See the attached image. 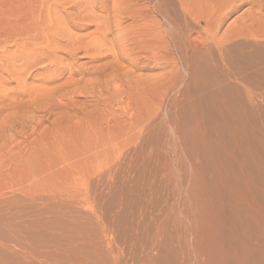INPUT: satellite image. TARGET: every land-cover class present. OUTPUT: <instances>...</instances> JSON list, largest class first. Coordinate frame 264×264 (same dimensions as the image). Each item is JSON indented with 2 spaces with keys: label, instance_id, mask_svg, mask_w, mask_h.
Returning <instances> with one entry per match:
<instances>
[{
  "label": "rangeland",
  "instance_id": "374dc122",
  "mask_svg": "<svg viewBox=\"0 0 264 264\" xmlns=\"http://www.w3.org/2000/svg\"><path fill=\"white\" fill-rule=\"evenodd\" d=\"M26 1H22V4L25 3L23 8L26 10H24L18 6L21 5L18 4L21 3L20 0H0V43L2 41L0 44V61L2 60V62H0V72H2L0 75V248L4 247L0 249V257L5 264H139L142 254L145 251V247L143 246L147 244V237H145V235L147 236L146 232L143 231L140 233L141 231H138L136 227L139 223L143 225L142 220H140L142 219L141 214L143 212V207L141 208V206H146L147 204L149 206V204L153 205L154 203H158L161 206L163 202V206L161 207L167 208L169 203L177 202V199L181 200L183 196L185 197V194H183L184 190L181 189L179 185H176L177 181L175 182L176 184L173 182V180H175L174 177H172V179L167 176V180L170 179V182H167L169 188L167 187L166 179H164L166 174L171 170L169 174H172L174 171L172 175H177L178 177L176 168L171 167L170 170L168 164L171 161L170 157H174L175 137L169 129L165 128L163 139L165 138L164 140H166L168 138L166 136H169V143L172 141L171 138H174V143H170L172 149L171 147H163L160 152V154L163 153L162 155H165L166 152H168V155L171 153L170 157L168 155L159 157L158 150L152 147L153 144L150 146V143L148 145L145 144V134L142 135L138 128H136L140 124L139 120L141 119V123L148 118L150 120L155 118L159 120V116L163 118L162 121L160 118L161 122H168L169 118L167 114H169L172 105L171 102H174L173 99L175 97H178V102L179 100L181 101L179 103L184 102L181 100V97L191 81L192 66L196 64V61H199L196 60V56L200 54L204 55L205 53H207V55L205 54L202 56L207 57V59L211 61V68L215 66L216 70H214L216 73L219 71L220 74L227 77V80H230L229 83L231 82L232 84H238L237 86H240L246 102H250L253 105L257 104L264 110V0H183L184 2H182V5L178 0H175L176 2L172 4L171 8L168 6L166 9V7L163 6L165 9L161 7L162 10H160L159 6H154L155 3L156 5H160V1L159 3L157 1L153 2V5H149L148 7H143L142 5L131 3L128 5L127 0H117L122 3H119L120 5H117L118 2H116V0H112L111 3H109L110 0H108V2L104 0L107 2V4L104 2V6L105 8L108 7V9L104 11L99 9L102 7L100 4L101 7L98 9L101 11L97 9V13L99 11V15L102 16L98 18L102 17V19H104L103 17H105L106 19L107 17L108 20H113L112 22L115 23V26H118L117 28L120 31L117 29L115 31L114 28L116 27H114V24L112 27V23H110L111 20H109L110 31H112L113 34L118 33L112 36V32H110L109 36L114 38L116 42L117 40L121 41L125 39L127 34H139L137 36L146 34L145 36L150 35L147 39L149 41L153 40L154 43L151 42L155 46L156 33L153 32L152 29H154L155 26H161L165 33L163 37L165 41L162 42L161 48L163 54L162 63L164 64L162 65L163 68L161 67L162 70L160 69L159 72L155 69L153 71L149 70L150 72L148 70H146L147 72L142 71L144 73L134 71L138 76L139 74H143V76L140 75L142 77L141 79L147 76L149 78L148 80L145 78L147 83L152 82L146 83L149 86L142 84V82L139 83L140 86H137L136 74H129L130 78L128 75L125 77L124 74V78L120 77L125 79V82H123V79H120L123 83L111 77H104V79L103 77H99V79L102 80L101 84H103V80L105 83L108 82V79L111 80V82L113 79L116 81H114V83L110 82L111 84L108 82L109 87L108 84L102 86L100 80L97 79V75H94V77L86 73L94 67L95 60L93 61L89 55L87 57L84 50H82V52L80 51L81 54L78 52L77 55L79 54V56H76L75 59L68 58L65 54L64 56L66 57H61L60 55V58H62L60 65L63 67L59 65L57 66L58 68L52 67L50 71L53 74H49L46 71L47 69L45 70V67H43L46 66L47 68L48 66L46 60H42L40 61L41 63L38 62V64L36 63L33 67H30L31 69L29 68L26 70L24 68V63H20L24 58L22 53L23 50H18L14 42L6 43V33L10 31L11 27L8 26L10 29L7 30L8 28L5 26L6 29L4 25L5 23L6 25H11L12 23L14 27L20 20V17L25 15L24 13H30L24 16L26 19H29L26 16H31L33 13L32 11L37 10L35 13L39 16V14L41 15L46 10L44 6H48V3L44 2L47 0H43V3L40 2L42 0L39 2L38 0ZM30 1H37L34 3H37L38 7H36L37 4L32 5L33 3ZM82 1L83 0H75L77 3ZM114 1L116 5H114ZM74 3L70 4L67 2L63 5L64 7H62L63 9H69ZM26 4H29V6ZM111 4H113L115 8L112 7V9L110 6ZM121 5L123 9H120ZM123 5H126L125 10ZM15 7L18 9L20 8L21 11L19 10V12ZM41 7L42 11L39 10ZM127 7H129V9ZM133 7L135 9H133ZM30 8L34 9L31 10ZM136 8L138 9L137 13L133 11L136 10ZM114 9H119L121 11H118L120 13L119 15L125 12L128 17L118 16V13ZM146 9L148 11L152 9V17L150 16V11L148 14H145L147 13L145 12L147 11ZM165 10L171 11L170 13L174 16L176 15L175 18L177 20L174 19L173 15L171 17L176 21L175 24L177 23L176 25L178 27V44L180 47L182 46L179 52L171 38V33L173 32L170 26L171 24L169 23L170 19L168 17V20L166 19L168 15H165ZM198 10H200V12H198ZM112 11H115L113 13H115L116 16L115 14H113L114 16L108 14V12L112 13ZM128 12L129 14L127 15ZM133 12L134 14L132 15L131 13ZM139 12H143L142 17L145 18H138L140 19L138 21L141 23L133 17ZM20 13H22V16L18 17ZM105 13L109 16H105ZM60 14V12L55 16L54 13L52 14V18H54L53 20H55V22L56 19L58 20L57 17H59ZM49 15L50 12L47 11L42 14L41 18L44 23L42 28L48 25L47 21L51 18ZM129 16L134 19L132 20ZM163 16L164 19L162 18ZM117 17L122 19L119 20ZM12 18L16 21L15 25ZM154 18L156 19L155 21ZM9 19L12 21L9 22ZM86 20L87 19H85L84 22H80L84 29H76L78 30L76 31L77 33L75 30H72L74 32L71 31V34H76V37L80 35L79 37L83 40V44L85 40L84 37L88 36L90 38L97 29L95 28L96 24H101L96 19H88L90 21ZM115 20L118 21L115 22ZM143 20L144 22L142 23ZM134 21H137V24H141H134L137 26H133L136 28L135 30L140 31L141 35L138 33L139 31H135L132 27L133 23H135ZM149 21H151V24ZM160 21L162 24H160ZM174 21H171V23L173 22L174 24ZM1 22H4V25L1 24ZM98 24L96 27H98ZM85 25L86 27L88 25L90 26L86 29ZM131 27L133 30H131ZM137 27H139V29ZM146 27H148L147 30H145ZM121 29L123 31H121ZM141 30H143V34ZM11 32H13V35L17 34L14 30H11ZM88 37H86L84 45L90 42L94 45L95 40L97 43L98 40H101L99 34L93 36V38L96 37V39L91 37V40H93L86 42ZM42 40L43 42L46 41L45 38H42ZM38 41L40 42L41 40ZM121 42L123 43V41ZM122 43L121 45H123ZM99 44L102 43L99 41L98 45ZM117 44L118 42L116 45ZM107 47L112 48L109 45ZM113 50L114 52H120V43L115 46ZM4 53H6V55ZM10 53L11 55L13 54V58L11 57L12 63L10 62ZM3 54L4 56H1ZM8 54L10 56H8ZM14 54L18 55L14 56ZM19 55L23 58H20ZM5 56L6 58H4ZM14 57L18 58L15 59ZM3 59L9 61L8 64L7 61L5 62ZM12 59H14L15 63ZM189 59L193 65L189 63ZM16 60H18V63ZM64 61L68 65L63 63ZM202 61H199L197 64L200 66ZM206 62L207 61L203 62L201 66L203 67ZM71 63L75 66H71ZM99 63L101 64L102 61L95 63V66ZM16 64H18V68ZM64 64L66 67H64ZM82 65L85 66V70L82 69ZM41 66L42 68H40ZM76 66L77 70L80 68L78 66H81V70H83H80L81 74L85 71L86 74L84 73V76L81 74L79 76H83L82 78L78 79L77 74L73 78L70 76L69 73L72 71H70V68L76 69ZM62 68L65 70L64 73ZM52 70L55 71L53 72ZM15 71L17 72L13 75ZM44 73H47V75ZM176 74L180 78V80H178L180 84L178 87V94L175 93L177 90L173 93L170 88L172 87L171 83H173L176 77H174V75ZM132 75H135L134 78H132ZM43 76L46 78H43ZM48 76L53 77V79L55 78L54 76H56L55 79L58 81H53V79ZM157 76L162 77L163 84L166 86L165 89L167 90V96H163L164 99L161 97L162 100L158 97L159 94L155 93L157 87L153 86L155 85L154 78H158ZM84 77L85 79H83ZM48 78L51 79L50 82H48ZM127 78L128 80L132 79L133 82L131 80L128 81ZM70 79H73V82L75 79H78L75 80V82L77 83V81H79L81 83L78 82L79 84L77 83V85ZM80 79H83L84 82L82 80L80 81ZM134 79L136 80L134 81ZM67 80H70L74 85L76 84L75 87L73 85L68 86L66 84ZM97 80L99 82L98 92L96 91L98 86L96 83ZM130 81L132 82L131 84ZM63 82L64 85L62 84ZM124 83H127V85L129 84V86H126ZM116 85L117 88H115ZM130 85H132V87L134 86V88H130ZM143 85L148 88L145 86L144 88L146 89L142 88ZM150 86H152L151 89H149ZM59 87H61L60 90L62 89L63 92L58 89ZM139 87H141V89ZM39 89H41V92ZM114 89L116 95H114ZM121 90L124 92H121ZM134 90H136V92H134ZM145 90L146 93L150 90L149 92L151 95L154 94V98L149 92L148 94L150 97L147 99L145 97H140L139 94L143 93ZM91 91H93V93H91ZM94 91L97 92V95L101 93H103V95L101 94V96L99 95L98 97L95 95ZM130 91L133 92L131 93ZM138 91L141 92L139 93ZM151 91H153V93ZM109 93H113V95H109ZM30 94L32 96H30ZM117 95L121 98L119 99ZM109 96L112 97L110 98ZM133 96L136 97V99L133 100ZM99 101L101 102L98 103ZM179 103L177 107L180 108L181 105ZM62 107L63 109H61ZM175 109L173 108V112L178 110V108L177 110ZM60 111L63 113H60ZM156 123V119L152 121V124ZM153 136L155 135L153 134ZM167 156L169 157L168 159L166 158ZM162 162L164 165H167H163L164 167L161 166ZM159 164H161L160 167ZM157 170H159V172L161 171V173H158ZM162 170H165L164 173L167 171L165 176H163L164 173ZM154 179H157V181H154ZM160 181H163L165 187L163 188V185L161 186L160 184L161 187H159L160 191L158 192V185L162 183ZM172 182L174 183L173 185ZM150 183L157 185V187ZM160 188H163V192L165 191L164 194ZM179 189L180 193L177 192ZM144 190H149L152 194L146 193ZM142 191L143 193H141ZM167 191L171 193V197L170 193H167ZM138 192L141 195H138ZM154 194H158L156 198L160 197L156 199ZM161 194L163 195L161 196ZM163 196L168 199L166 200ZM145 197L149 198L147 199L148 201ZM162 199L165 200L163 201ZM160 200H162V202H160ZM60 223L61 225L59 226ZM131 236H134L135 240H133L134 237L130 240L129 238H132ZM137 249L141 253L138 252ZM131 252H135L134 255ZM11 258L12 260H10Z\"/></svg>",
  "mask_w": 264,
  "mask_h": 264
},
{
  "label": "bare ground",
  "instance_id": "6f19581e",
  "mask_svg": "<svg viewBox=\"0 0 264 264\" xmlns=\"http://www.w3.org/2000/svg\"><path fill=\"white\" fill-rule=\"evenodd\" d=\"M20 1H21V3H18V4H21V5H18V6L22 9H24L23 5L25 3L22 4V1H24V0H20ZM39 1L40 0H38V2ZM105 1L104 0H83L80 3L75 2V0H59V1L47 0V1H44V2L48 3L47 7L44 6V8L46 9L45 11L50 12L49 16H51V18H49L50 20L48 19V21H47L48 25L46 27L42 28L44 23H43L41 16L43 13H45V11L41 15L39 14V16H40L39 17L35 13L37 10H34V11H32L33 13L31 14V16H29V17L26 16L29 19H26L24 16L29 15L30 13L26 14L23 11V13L25 15H23V17H20V20L18 21V23L16 25H15L16 21H14L15 19L12 18L13 23L15 25L14 26L15 28L13 27L12 23H11V25H6V23L4 25V22L3 23L1 22V24H3L4 27L6 26L8 28L7 29L5 27L7 30L10 29L8 26L11 27L10 31H8L6 33V39H5L6 43L14 42V44L18 48V50L19 49L23 50L22 53H23L24 58L19 55L20 58L21 57L23 58V61L20 62V60H19V62L21 64L24 63V66H25L24 68L26 70H28L30 67H33V65H35L36 63L38 64V62H40L42 60H44V61L46 60L48 63V66H47V68H46V66H43V67H45V70L47 69L46 71L49 74H51L52 72L50 70L52 67H57L58 65L61 66L60 64H61L62 58H60V55H61V57L67 56L68 58L75 59L76 56H79V54H81L82 50H84L85 53L87 54V57L89 55L90 58L93 59V61L95 60L94 61L95 63L102 61L101 64L99 63L96 66H95V63L93 62L94 67L92 68V66H91L92 69L89 71L86 69L88 71L86 73H89L93 76L97 75L98 76L97 79H99V77L100 78L103 77V79H104V77L105 78L111 77L114 79H118L119 82L123 83V82H125V79H123L124 74L126 77V75L129 76V74L130 75L136 74L137 71L139 73H141L142 71H144V72L146 70H148V71L152 70L153 71L154 69L158 70V72H159L162 65H164L162 63L163 54H162L161 48H162V42L165 41V39L163 40L165 33H164L162 27L161 26H155L154 29H152L153 32L156 33V35H155L156 36V42H155V46H154L152 44L153 40H151L152 41L151 42L147 39L150 35L149 36H145L146 34L141 35L139 30H135L136 29L135 27L139 23H141L138 21V20H140L138 18L141 17V18L145 19L144 17H142L143 12L142 13L139 12L136 16L135 15L133 16V17H135V19L139 23L137 24V21L136 22L134 21L135 23H133L132 27L135 26L134 24H137L133 28L135 31H139L138 33H140L141 36H137L139 34H137V35L136 34L135 35H128L127 34L128 37H127V35L126 36L124 35L125 39L121 40V41H123V43L120 40H117L118 44L120 43V52L119 51H118L119 53L117 51L114 52L115 49L113 50V48L115 46H117L118 44L116 45V43H117L116 40L114 38H112L111 36H109L110 32H112V31H110L111 29L109 26L110 25L109 20H111V19L108 20L107 17H106V19H105V17H103L104 19H102V17L98 18V17L102 16V15H99V11H101V10L104 11V10L108 9V7L105 8V6H104ZM156 1L158 3L160 1V5H158V4L156 5V3H155L154 6H159L160 10H162L161 7L163 8V6H165L166 9L168 6L171 8L172 4H175V2L177 0L176 1L175 0H127V3H128V5H130L129 3H131V4H135V5H142L143 7H148L149 5H153V2H156ZM184 1L178 0V2L181 3V5H182V2H184ZM26 2H28V1H26ZM34 2H37V1H32L31 2V3H33L32 5L37 4ZM40 2L43 3V0ZM67 2L70 4L74 3V2L75 3L69 9L68 8L63 9V7H64L63 5H65V3H67ZM107 2H108V0H107ZM107 2H105V4H107ZM111 2H112V0H110L109 3H111ZM116 2H118L117 5L119 3L122 4L120 1L116 0ZM31 3H29V4H31ZM113 3H115V1ZM29 4H26V5L29 6ZM44 4H46V3H44ZM44 4H42V5H44ZM100 4L102 5V7L100 6ZM114 5H116V3ZM110 6L112 8L113 4H111ZM110 6H109V8H110ZM36 7H38V4ZM42 7H41V9H39L40 11H42ZM99 7H101V8H99ZM116 7H118V6H116ZM120 7H121L120 9H123L122 5ZM125 7H126V5L124 6V10H125ZM15 8H17V7H15ZM20 8L19 9L17 8L18 11L20 10ZM61 8H62V10H61ZM98 8L101 10H99ZM113 8H115V7H113ZM127 8L129 9V7H127ZM150 8H147V9H150ZM155 8H157V7H155ZM30 9L33 10L34 8L33 9L30 8ZM97 9L99 10L98 13H97ZM116 9H114V10L118 13V16H120V17L126 16L125 12L122 15H119L120 14L119 12H121V11L119 9L118 10H116ZM133 9H135V8L133 7ZM163 9H165V8H163ZM24 10H26V9H24ZM137 10L138 9L136 8V10H133V11H136L135 13H137ZM168 10H170V9H168ZM168 10H165V15H168V16H166V19H167V17L170 19L169 23L171 24L170 26H171L172 32H173V33H171V38L173 39L175 44L173 42L172 43L176 46V48L179 52V51H181L182 46L180 47V45L178 44V37H177L178 27L176 25L177 23L175 24L176 21H174L171 17L173 14L170 13L171 11L169 12ZM177 10H178V8H177ZM115 11H112V13L108 12V14H112L110 16H114L113 14H115V13H113V12H115ZM139 11H141V10H139ZM149 11L148 10L145 11V12H147L145 14H148ZM151 11H152V9H151ZM151 11H150V14L153 13V11L152 12ZM154 11H155V9H154ZM173 11H176V10H173ZM27 12H29V11H27ZM58 12H60L61 14L59 17H57L58 20L56 19V22H55V20H53L54 18H52V16H53L52 14L54 13V16H55L56 14H58ZM126 12H127V9H126ZM198 12H200V10H198ZM198 12H196V13H198ZM102 13H104V12H102ZM210 13H211V11H210ZM21 14L22 13H20V15H18V17L22 16ZM128 14H129V12L127 13V15ZM131 14L133 15L134 12ZM157 14H158V12H157ZM175 14H177V13H175ZM105 16H109V15H106V13H105ZM115 16H116V14H115ZM150 16L152 17V14ZM175 16L173 15L174 19H176ZM120 17H117V18L119 20H121L122 18L120 19ZM126 17H128V16H126ZM126 17H125V19H126ZM129 17H131V16H129ZM133 17H131L132 20L134 19ZM151 17H149V18L153 19ZM162 18L164 19V16ZM85 19H87L86 21H90L88 19H96L99 23H101V24L97 23L98 27H96L97 24L94 23V24H96L95 28H97V29L95 32L94 31H92V32L100 35L101 40H98V43L100 41L102 44L98 45L96 40H95L96 42L94 41V45L91 44L90 41H92L93 39H96V37L93 38V36H96V34H94V33H93L94 35L92 34L93 36L90 34L91 37L93 38L92 40H91V37L89 38L88 36H85L86 34L84 35L85 40H86V37H88V40L86 42H90L87 45H84L85 40H84V44H83V40L80 39V37H79L80 35L77 34L78 37H76L75 36L76 34H71L72 32H74L72 30H75V32H76V31L80 30L81 28H83V25L80 22H84ZM112 19H113V17H112ZM12 20H10L9 22H11ZM96 20H95V22H96ZM103 20H105V21H103ZM155 20L156 19L154 18V21ZM112 21L113 20H111V22H110V23H112L111 24L112 27L114 24V27H116V28H114L115 31H116V29L118 30V28H117L118 26L117 25L115 26V23H113ZM117 21L115 20V22H117ZM171 21H174L175 25L173 24V22L171 23ZM120 22H118V23H120ZM143 22H144V20L142 21V23ZM150 22L151 21H149V23ZM145 23H147V22H145ZM145 23H144V25H145ZM8 24H10V23H8ZM50 24H51V26H50ZM83 24H86V23H83ZM160 24H162V22ZM90 25H88V26H90ZM139 25H141V24H139ZM88 26L86 27V25H85L86 29L88 28ZM132 27H131V30H133ZM144 27H142V28H144ZM137 28L139 29V27H137ZM147 28L148 27H146L145 30H147ZM2 29H4V28H2ZM76 29H78V30H76ZM11 30H14V32L16 31L15 33H17V34L13 35V32H11ZM131 30H130V32H131ZM118 31H120V30H118ZM121 31H123V30L121 29ZM141 31L143 34V30H141ZM82 32H83V30H82ZM88 33H90V32H88ZM151 33H152V31H151ZM1 34H2V32H1ZM114 34H118V33H114ZM114 34H113V32L111 33L112 36ZM119 35H117V36H119ZM121 35H122V33H121ZM81 36H83V35H81ZM42 38L43 39L45 38L46 41L43 42ZM115 38H119V37H115ZM121 38H122V36H121ZM38 40H41V41L39 42ZM1 43H2V41H1ZM121 43L123 45H121ZM108 45L111 46L112 48L109 47L110 48L109 49L107 47ZM163 45H164V43H163ZM8 48H10V47H8ZM78 52H80V53L77 55ZM11 53H10V55H11ZM61 53H63V54H61ZM4 54L6 55V53H4ZM4 54L1 56H4ZM64 54L66 56H64ZM205 54L207 55V53H205ZM10 55L8 54V56H10ZM12 55L10 56V62H11V57L13 58ZM17 55L14 54V56H17ZM202 55L203 54L196 56L197 57L196 60H199L200 62L202 60L207 61L203 67L201 65L205 61H202V64L199 66L197 64L199 61L192 59V60L196 61V64L194 63L195 65H193V63L189 59L190 62L189 61L188 62L190 64L192 63V65H193L192 69H191L192 70V73H191L192 77H191V81L188 84V88L186 89V91L183 92L182 97H181L182 98L181 100L184 102L179 103L181 101L179 100V102H178V100H177L178 97L177 98L175 97L173 99L174 102H171L172 105H171V108L169 110V114H167L168 118H169V119L167 118L168 122H164V121L161 122L163 118L158 116L159 120L157 118H155L157 123L152 124V121H154L155 119L150 120L147 117L148 118L147 120H145L146 118L143 119V120H145L144 122L142 121L143 123H141V119H140L139 120L140 124L138 127H136V128H138V130L140 131V133L142 135L145 134L144 135L145 144L148 145L150 143L149 146L151 144H153L152 147H155L158 150V156L159 157H162V156L164 157L165 155H168V152H166L164 149L163 150L167 154L165 153V155H162L163 153L160 154V152L162 151L163 147H165V148L171 147L170 143L174 141L173 140L174 138H171L172 141L170 140L171 142L169 143V140H168L169 136H166V137H168L166 140H164L165 138L163 139V136H164L163 133H164L165 128L170 130L172 135L175 137V141H174L175 142V144H174L175 145V147H174L175 151H174V157H170L171 153L168 155L170 157L171 161L169 163L168 162L167 163L169 164L170 170H171V167L176 168V171H178V177H177V175L176 176L172 175L174 173V171L172 172V174H169V172L171 173L172 170L169 171L168 173L166 171L167 174L164 173L165 170L164 171L162 170L164 173L163 176H165V174H166V177L165 178L163 177V178L166 179V184H167V182L170 180V179L167 180V176L171 177V178L174 177L175 180H173V182L175 183L177 181V184L176 183L175 184L179 185L181 187V189L184 190V191L182 190L184 192V193L183 192L182 193L185 194V197L183 196V198L181 200L177 199V202H173L171 204L169 203L170 205L168 204L167 208L161 207V206H163L162 205L163 199L160 200V202H162L161 206L158 203H154L153 205L149 204V206H148V204L146 206H144V205L141 206V208L143 207V212L141 210V212H142L141 218L142 219H140V220H142L143 225L141 223H139L136 227H137L138 231H141L140 233H142L143 231L146 232L147 236L145 235V237H147V240H146L147 244L143 246V247H145V251L142 254V258H141L142 261L140 260L139 264H264V110L261 107H259L257 104L253 105L250 102H246L244 99V94L241 91L242 89H240V86H237L238 84L237 85L232 84L231 82H230L231 83L230 84L229 83L230 80H227V77H225V75H223V74H220L219 71H217V73H219V74H217L215 71L216 70L215 66H213V64H212V66H213L212 67L213 69H212L211 65H210L211 61L208 60L207 57H203L204 55L203 56ZM4 58H6V56ZM17 58H15V59H17ZM3 61H5V60L3 59ZM12 61L14 62V59H12ZM96 61H98V62H96ZM0 62H2V60ZM8 62L9 61H7V64H8ZM16 62L18 63V60H16ZM67 62H68V60H67ZM63 63H66V62L64 61ZM44 64H45V62H44ZM1 65H3V64H1ZM9 65H10V63H9ZM16 65L18 68V64H16ZM73 65L74 64H72L71 66H73ZM61 67H63V66H61ZM64 67H66V65ZM78 67H80L78 70H77V66L75 67L76 69L70 68V71L71 70L72 71L69 74L72 78L77 74L78 79H79V78H82L86 74L85 71H84L85 74L84 73L81 74V72H80L81 66H78ZM82 67H83L82 69L85 70L84 69L85 66L82 65ZM8 68H9V66H8ZM24 68H21V69H24ZM40 68H42V66ZM62 69L64 70V68H62ZM67 70H68V68H67ZM83 70H81V71H83ZM23 71H25V70H23ZM134 71H136V72H134ZM16 72L17 71H15L13 73V75ZM43 72H45V71H43ZM64 72H65V70L63 71V73ZM144 72H142V73H144ZM1 73L2 72H0V75H1ZM24 74H26V73H24ZM36 74H38V73H36ZM80 74L83 76L79 77ZM177 74L174 75V77L175 76L176 77L174 78L173 83H171L172 87H170L171 85L169 87L171 88V91L173 93L177 90L175 93L178 94V87L180 85L178 80H180V78L178 77ZM45 75H47V73ZM140 75L141 74H139V76H138V74H136L137 77L134 75L135 78L137 79V80L134 79V81L136 80V82L138 84L137 83H133V84H137V86H138L140 82H142V84L147 83L146 79L148 80L149 78L146 76L145 77L146 79L145 78L141 79L142 78L141 76H143V74L141 76ZM134 76L132 78H134ZM158 76H159V74H158ZM4 77H6V76H4ZM22 77H24V76H22ZM48 77H50V76H48ZM54 77L56 78V76H54ZM89 77H90V75H89ZM120 77H123V78H120ZM43 78H46V77L43 76ZM50 78L53 79V77H50ZM50 78H48L49 79L48 82L51 81ZM55 78L53 79V81L56 80ZM129 78H130V76H129ZM78 79H75V80H78ZM83 79H85V77ZM83 79H80V81L82 80L84 82ZM88 79H93V78H88ZM88 79H86V80H88ZM114 79L112 80L113 83L115 81ZM120 79H123V82L120 81ZM70 80L73 82V79H70ZM70 80H67V82H66V84L68 86L73 85L75 87V85L79 82V81H77V83H76L74 80L73 83H76L74 85V84H72V82H70ZM127 80H128V78H127ZM129 80L132 81V79H129ZM154 80H155L156 86L155 85H153V86L157 87V89H156L157 91L154 88L153 89L155 90V93L159 94L158 97H160V99L162 100L163 96H165V95L167 96V90L165 89L166 86L163 84L162 77L154 78ZM53 81H52V83H53ZM56 81H58V80H56ZM101 81L102 80H100V84H101ZM107 81L109 82V84L112 83L111 80H109V79ZM128 81H127V83H128ZM131 81H130V84L133 82V81L132 82ZM91 82H92V80H91ZM108 82L105 83L103 80V84H101V85L102 86L104 84L107 85ZM79 83H81V82H79ZM96 83L98 84V86L96 84V86H97L96 91L98 92L99 91L98 90V87H99L98 80ZM127 83H124V84H126V86H129V84L127 85ZM148 83H152V82H148ZM62 84L64 85V82ZM109 84H108V87H109ZM26 85H27V83H26ZM168 85H169V83H168ZM144 86L145 85H143L142 88H144ZM147 86H149V85H147ZM91 87H92V85H91ZM151 87L152 86H150L149 89H151ZM60 88L61 87H59L58 89L60 90ZM115 88H117V85ZM130 88L133 89L134 86L132 87V85H130ZM139 88L141 89V87H139ZM146 88H148V87H146ZM146 88H144V89H146ZM85 89H87V88H85ZM140 89H138V90H140ZM55 90H57V89H55ZM136 90H134V92H136ZM39 91L41 92V89H39ZM60 91L63 92L62 89ZM96 91H94L95 95H97ZM113 92H115V89ZM119 92H120V90H119ZM121 92H124V91L121 90ZM138 92H137V94H138ZM148 92L146 93V90H145L143 93L139 94V96L145 97L147 99L151 95V93L149 92L150 93V95H149ZM151 92L153 93V91H151ZM168 92L171 93L170 91H168ZM91 93H93V91H91ZM101 94L103 95V93H101ZM101 94H99V95L101 96ZM110 94L113 95V93H109V95ZM88 95H90V94H88ZM93 95H91V96H93ZM99 95H97V96L99 97ZM114 95H116V92ZM30 96H32V95L30 94ZM134 96H136V95H134ZM151 96L153 97L154 94ZM37 97H39V96H37ZM109 97L111 98L112 96H109ZM128 97L131 98L130 96H128ZM120 98L121 97H119V99ZM134 99H136V97H134L133 100ZM62 101H64V100H62ZM101 101H99L98 103H100ZM137 101H139V100H137ZM251 102H253V101H251ZM178 103L181 105L180 108L177 107ZM95 107H96V105H95ZM176 107L178 108V110ZM173 108L174 109L176 108L175 110H177V111L173 112ZM61 109H63V107ZM66 109H68V108H66ZM158 109H159V107H158ZM54 110H55V108H54ZM130 111H132V110H130ZM60 113H63V112L60 111ZM140 114H142V113H140ZM160 118H161V121H160ZM118 120H120V119H118ZM118 122H120V121H118ZM153 134L155 136H153ZM150 136H153V137L149 138ZM171 149H172V147H171ZM169 151H171V150H169ZM168 156L166 157L167 159L169 158ZM161 164H159V167H160V165L161 166L164 165L163 162ZM165 165H167V164H165ZM157 172L161 173V171L159 172V170H157ZM158 173H157V175H158ZM149 180H151V179H149ZM155 180L157 181V179H154V181ZM160 180H162V179H160ZM158 182H159V180H158ZM160 182H162V183H159V185H158V189H157L158 192L160 191L159 187H161L163 185V181H160ZM173 182H172V185L174 184ZM164 183H165V181H164ZM150 184L154 185L155 183L154 184L150 183ZM156 184H157V182H156ZM160 184H161V186H160ZM168 185L169 184H167V187L169 188ZM154 186L157 187V185H154ZM164 187L165 186L163 185V188ZM163 188L162 189L160 188L162 192H163ZM148 189L150 190L149 187H148ZM149 190L148 191L144 190V191L146 193H151L152 191L150 190L151 192H149ZM157 190H155V191H157ZM164 190H166V189H164ZM169 191H167V193ZM153 192H154V190H153ZM164 192H163V194H164ZM177 192L180 193V189L177 190ZM141 193H143V191ZM158 194L157 195L154 194L155 198H156V196H158ZM163 194H161V196ZM138 195H141V194H139V192H138ZM147 195H149V194H147ZM144 196H143V198H144ZM146 197H148V196H146ZM159 197H157V198H159ZM170 197H171V193H170ZM147 199H149V198H146V200ZM140 203H143V202H140ZM140 205H138V206H140ZM164 205H166V204H164ZM139 217H140V215H139ZM137 220H138V217H137ZM54 222H55V220H54ZM49 225H51V224H49ZM60 225H61V223L59 224V226ZM51 227H53V226H51ZM58 228H60V227H58ZM133 235H135V234H133ZM133 237L129 238V239L131 240V239H133ZM133 240H135V237ZM55 246H57V245H55ZM3 248L4 247H1L0 249H3ZM139 249H140V247H139ZM84 251H86V250H84ZM135 252H136V250H135ZM138 252H140V251L138 250ZM131 253H133V252H131ZM134 253H133V255H134ZM4 255H5V253H4ZM97 256H98V254H97ZM136 258H137V256H136ZM10 260H12V258ZM1 261H2V258L0 259V264H5V263H3V261L2 262ZM15 261H17V260H15ZM136 261H134V262H136ZM13 264H16V263H13Z\"/></svg>",
  "mask_w": 264,
  "mask_h": 264
}]
</instances>
